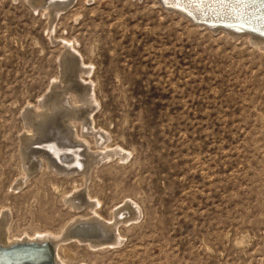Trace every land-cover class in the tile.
<instances>
[{"label": "rangeland", "instance_id": "rangeland-1", "mask_svg": "<svg viewBox=\"0 0 264 264\" xmlns=\"http://www.w3.org/2000/svg\"><path fill=\"white\" fill-rule=\"evenodd\" d=\"M33 1L0 0L6 237L63 233L90 220L88 202L80 210L70 204L79 196L98 199L105 221L132 199L141 212L119 225L122 241L99 249L73 241L72 262L264 264V43L194 24L159 0H71L52 12ZM72 47L89 68L80 77L97 100L92 125L130 154L100 160L86 179L31 167L17 186L28 157L22 135L31 130L25 111L62 88L61 60ZM76 96L69 95L75 108Z\"/></svg>", "mask_w": 264, "mask_h": 264}, {"label": "bare ground", "instance_id": "bare-ground-1", "mask_svg": "<svg viewBox=\"0 0 264 264\" xmlns=\"http://www.w3.org/2000/svg\"><path fill=\"white\" fill-rule=\"evenodd\" d=\"M41 1L40 5L43 10L51 12L55 11L53 8L57 9L56 7L60 6L65 7L71 2V0H61L63 2L60 1L50 5V2H55V0ZM159 1L165 8L173 9L185 17L187 16L181 12L182 10L186 11L191 18H199L200 20L208 21L212 25L222 22L223 24L230 25L235 30H244L247 28L256 31L259 34L253 31L237 33L234 29H230L227 32L234 35L246 34L251 39L258 41V43H264V25L247 24L243 18L225 12V7L227 5L236 6L239 0ZM248 2L252 5L250 14L259 16L260 21H264V0H247V3ZM171 6L180 9L176 10ZM56 11L55 15H58L59 12L58 10ZM187 18L191 21L193 20L189 17ZM66 53L67 54H65L61 60L62 71L59 77L62 88H54L53 86L50 92L43 96L38 106L39 108L34 111L35 113L25 111V116H27V118L30 117V120L25 119L27 122H30L29 125H31V130H27L25 135H22L24 136V151H22V155L25 156L28 154V157L23 160L25 163L23 166V175L19 178L18 182H16L17 186L26 183L31 167H42V165H45L46 167H51V169L58 173L82 171L86 179L88 170L93 168V165L99 163L100 160L113 159L116 156L119 159H123L124 155L130 154L129 151L118 145L115 147L110 145V133L107 132L106 135L92 125L93 118L89 108H91L92 104L97 102V100L93 88L86 83V77H80V74H87L89 68L82 60L78 51L73 47L70 50L67 49ZM72 93H75L77 99L82 101L81 106L75 108L71 105L72 102L70 103L69 95ZM47 116H49L48 119H45ZM56 119H58V125H55ZM76 119L77 121L79 120L78 123L81 129L77 132L74 128V126L76 127ZM37 133H41L40 136ZM88 137L94 139L95 149L93 151H88ZM36 140L40 141L36 142L37 145L35 144ZM34 144L35 146H33ZM94 154H97V157H93ZM100 155L101 158H99ZM84 198L81 196L76 197L70 204L80 210L84 207L83 204L88 202L86 205L89 206L92 214H94L90 220L88 219L80 223H77V221L72 222L67 227L64 226L65 230L63 229V233L53 234L50 231H38L31 235L27 233L24 239L26 241L50 242L55 248L56 264H86L85 262H72L74 252L70 248L71 242L76 241L79 246L94 249L113 247L122 241L119 225L122 226L127 223H133L141 212L140 206L134 200L125 199L112 208L114 210L111 211L110 217L105 221L97 211L96 206H98L100 201L98 199H96V201H88ZM4 223L5 220L3 221V225H0V249L2 250L5 248L4 246H10L15 242L23 241V238L20 240L21 238L16 239L13 238V236L7 238L4 233ZM26 258V261L30 264H50L49 251L44 246L40 245H28L27 247L19 248L10 253L0 252V264L17 263Z\"/></svg>", "mask_w": 264, "mask_h": 264}, {"label": "water", "instance_id": "water-1", "mask_svg": "<svg viewBox=\"0 0 264 264\" xmlns=\"http://www.w3.org/2000/svg\"><path fill=\"white\" fill-rule=\"evenodd\" d=\"M172 8L174 9H180L178 7H173L171 6ZM178 11H181V10H178ZM182 13H184L187 17H189L190 19H193V23H196V24H200V25H204L206 27H209L211 30H218V29H223L225 31H229L230 29H234L232 28L230 25H227V24H223L222 22H218L216 24H210L208 21H205V20H200L199 18H191V16L186 12V11H181ZM222 23V24H221ZM235 30V29H234ZM237 31V33H242V32H248L247 29H244V30H235ZM43 150V149H42ZM28 245H40V246H44L50 253V264H56V257H55V253H54V246L48 242V241H45V242H39V241H26V240H23V241H19V242H15L13 244H11L10 246H4L5 248L2 250L0 249V252H4V253H10L12 251H15L19 248H22V247H27ZM26 259H22L20 260L19 262L17 263H11V264H30L27 262H23V261H26ZM23 262V263H22ZM32 264V263H31Z\"/></svg>", "mask_w": 264, "mask_h": 264}]
</instances>
